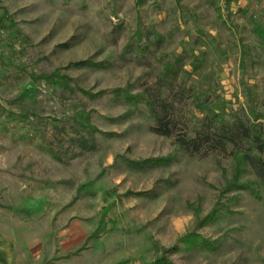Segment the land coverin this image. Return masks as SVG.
Segmentation results:
<instances>
[{
  "label": "rangeland",
  "instance_id": "obj_1",
  "mask_svg": "<svg viewBox=\"0 0 264 264\" xmlns=\"http://www.w3.org/2000/svg\"><path fill=\"white\" fill-rule=\"evenodd\" d=\"M261 27L264 0H0L3 117L29 113L25 128L65 154L0 132V264H264V178L240 158L264 160ZM177 59L181 77L163 78ZM114 88L171 102V133ZM199 93L229 122L251 124L255 109L263 147L217 143L213 123L209 141L181 149L204 128ZM79 114L97 128L92 148L72 127ZM160 156L170 160L134 164ZM232 177L259 194L224 189ZM187 233L201 238L187 245Z\"/></svg>",
  "mask_w": 264,
  "mask_h": 264
},
{
  "label": "trees",
  "instance_id": "obj_2",
  "mask_svg": "<svg viewBox=\"0 0 264 264\" xmlns=\"http://www.w3.org/2000/svg\"><path fill=\"white\" fill-rule=\"evenodd\" d=\"M230 0H226L228 4ZM257 32L264 40V27L257 28ZM145 48H140L139 51L143 52ZM180 60L176 61H168L163 67L162 77L168 78L172 80H177L181 77V63H178ZM86 60L78 61V64L86 63ZM110 91H113L114 94L118 97H123L128 102L138 103L143 102L147 105L150 110V114L155 119L157 126L155 129L159 130L165 127L163 133L169 134L171 133V129L167 127L168 120L167 117L173 116V104L171 102H167L163 100L161 104H159L158 95L151 94L147 90H143L142 92L131 93L125 89L114 88ZM101 91V93H103ZM195 97L198 99L199 107H203L206 110V115L202 117L203 120V130L200 131L196 136H190L189 138H180V148L183 150H189L190 148L198 149L202 142H206L210 140V125L213 123H219L218 127L219 132V140L217 143H223L228 138L233 137H241L247 140L254 141L259 148L263 147V140H261V129L259 128V123L256 121L259 117V113L255 109H251V112L254 114V120L251 124L244 123L242 120L237 119L232 122H229L225 117L224 113L220 112L218 109V104H209V102L204 97V94L199 93L196 94ZM205 100V101H204ZM208 103V104H207ZM5 107L0 103V132L11 139L14 142H22L25 144H32L33 146L41 149L42 151L50 154L55 158H62L65 154L61 153L56 145L53 144L51 140L46 138H42V141L35 138L29 130L25 128V123L29 121V113H23L20 115H16L15 113L9 112V115L12 119H16V122L13 120H9L3 117L5 113ZM19 117L20 119H18ZM80 119L75 120V124H72L73 129L79 133L82 129L83 134L78 138L81 147L83 148H92L94 147V136L93 132L97 130L94 124L91 123L89 116L79 114ZM80 152H73V157L78 155ZM241 159H245L253 168H255L261 178H264V160L261 157L251 155L248 152L244 153L240 156ZM170 159L168 156H160V157H148L140 160L134 161V164L137 167L145 168L152 167L159 164H163L168 162ZM247 189L254 194L258 195L259 192L256 190L250 181H240L237 177H232L227 180V184L224 189ZM149 192V191H148ZM148 192L144 191L141 193L147 194ZM150 193V192H149ZM219 210L215 207L213 208L207 215L204 216L200 220L201 224H206L213 221L218 215ZM201 238L199 234H191L187 233L180 237V241H183L187 245H195L198 243V240ZM198 239V240H197ZM200 242H206V240H200ZM168 251V249H165ZM160 264H169V260L167 258H159L158 260Z\"/></svg>",
  "mask_w": 264,
  "mask_h": 264
},
{
  "label": "crops",
  "instance_id": "obj_3",
  "mask_svg": "<svg viewBox=\"0 0 264 264\" xmlns=\"http://www.w3.org/2000/svg\"><path fill=\"white\" fill-rule=\"evenodd\" d=\"M5 243H6L5 238L0 235V257L6 255L7 249Z\"/></svg>",
  "mask_w": 264,
  "mask_h": 264
}]
</instances>
